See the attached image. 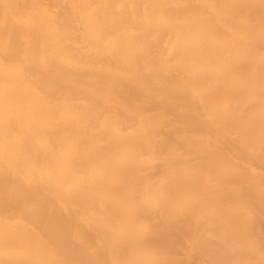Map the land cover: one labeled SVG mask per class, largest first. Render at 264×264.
I'll return each mask as SVG.
<instances>
[{"label": "bare ground", "instance_id": "obj_1", "mask_svg": "<svg viewBox=\"0 0 264 264\" xmlns=\"http://www.w3.org/2000/svg\"><path fill=\"white\" fill-rule=\"evenodd\" d=\"M0 264H264V0H0Z\"/></svg>", "mask_w": 264, "mask_h": 264}]
</instances>
